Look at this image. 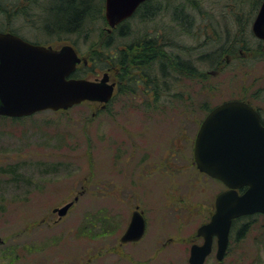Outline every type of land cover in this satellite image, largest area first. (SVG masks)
Masks as SVG:
<instances>
[{
  "label": "rangeland",
  "instance_id": "1",
  "mask_svg": "<svg viewBox=\"0 0 264 264\" xmlns=\"http://www.w3.org/2000/svg\"><path fill=\"white\" fill-rule=\"evenodd\" d=\"M151 1L127 20L126 34L115 29L117 46L159 30L176 41L178 50L202 49L204 37L194 36L206 21L201 10L189 34L174 14L181 0ZM151 9L157 12L144 15ZM14 28L26 39L54 47L71 43L81 54L90 48L88 41L98 39V32L50 37L19 20ZM250 39L258 59L249 57L247 73L234 67L200 81L186 74L177 85L180 97L192 95L197 106L243 95L264 103V40L254 34ZM238 61L234 58L232 65ZM130 84H120L103 108L85 101L63 111L0 115V264H189L192 243H202L197 228L210 219L217 194L226 188L194 162V141L206 112L195 105L187 112L188 103L180 101L147 104L142 89L131 90ZM76 196L60 218L54 208ZM138 205L147 221L145 234L122 242ZM216 248L214 241L205 264H264V215L235 222L225 262L217 260Z\"/></svg>",
  "mask_w": 264,
  "mask_h": 264
},
{
  "label": "water",
  "instance_id": "2",
  "mask_svg": "<svg viewBox=\"0 0 264 264\" xmlns=\"http://www.w3.org/2000/svg\"><path fill=\"white\" fill-rule=\"evenodd\" d=\"M147 0H105L108 30L131 17ZM253 33L264 39V0L252 23ZM87 59L74 45L60 47L35 43L11 31H0V115L23 117L43 110H65L83 101L108 102L114 83L108 73L101 79L72 77ZM198 169L221 180L226 189L215 200L209 221L197 228L203 243H193L189 263L204 264L217 239L216 257L224 258L233 220L264 213V124L247 101L230 99L214 106L202 120L194 141ZM246 187L243 192L239 189ZM75 200L54 208L66 215ZM146 230V220L135 211L122 241H136ZM67 264V263H58Z\"/></svg>",
  "mask_w": 264,
  "mask_h": 264
},
{
  "label": "trees",
  "instance_id": "3",
  "mask_svg": "<svg viewBox=\"0 0 264 264\" xmlns=\"http://www.w3.org/2000/svg\"><path fill=\"white\" fill-rule=\"evenodd\" d=\"M262 1L181 0L177 8L175 7L174 14L179 26L181 25L186 33L193 34L192 29L199 19L200 10L206 15L203 28L201 27L199 31L194 29V36L197 40L201 37L205 39L201 44L204 50L199 49V46H186L179 49L177 58L166 49L162 50L160 55L157 54L158 50L154 46L155 43L150 40L144 42L142 35H140L138 39L128 45V49L120 48L117 55L120 75L127 77L130 73H134V69L129 66L126 57L131 58L133 63H141L142 60L143 62L151 61L148 68L154 70L155 59L160 56L164 70L169 72L173 67V70H177L179 73V81L186 74L200 81L201 78L207 77L206 71L202 70L203 63H207L204 69L215 67L217 65L213 63L215 57L220 56V54L238 52L240 47L243 48L244 52L247 51L245 52L247 56L241 59V73H247L252 67L249 59L251 56L250 36L253 35L252 21ZM142 8L143 5L141 11ZM156 12V10L152 11L151 9L147 12V16ZM16 20H19L21 25L28 26L34 33L43 31L46 36L50 37L62 38L64 35H86L91 32H98L96 41L87 42L90 47L88 51L85 54H81L79 51L89 62L88 64L82 62L72 74L74 77H88L96 73L98 68L106 69L109 65L108 60L111 52L114 47H117L114 39L117 37L116 31L119 30L121 35L126 34L125 30L127 31V21L119 24L117 30H115L116 28L112 32L107 30L108 23L105 18L104 0H0V30L21 35L20 30L14 28ZM106 24L107 26H105ZM33 42L45 44L43 40H34ZM212 43L214 46L209 49L208 44ZM234 75L236 76L235 73ZM130 83H132L129 86L131 90H136L139 87L132 81ZM123 88L122 85L121 89L123 90ZM207 88L204 85L201 87L202 94L208 91ZM214 88V86H210V89L214 90ZM124 89L126 90V88ZM168 91L170 92V89ZM178 98L182 100L181 103L189 100L190 104L184 109L185 111L189 112L190 105H195L196 109L197 105L193 103L194 97L192 95L189 98H181L178 92ZM241 98L245 99L246 97L243 95ZM197 107L206 113L212 108L207 100L199 103ZM195 109H193L194 112H196Z\"/></svg>",
  "mask_w": 264,
  "mask_h": 264
},
{
  "label": "flooded vegetation",
  "instance_id": "4",
  "mask_svg": "<svg viewBox=\"0 0 264 264\" xmlns=\"http://www.w3.org/2000/svg\"><path fill=\"white\" fill-rule=\"evenodd\" d=\"M148 2L146 1V2H144V4H142L143 5L142 10L145 8L144 5H146ZM146 14L147 13H144V15H146ZM117 27L118 26H116L115 28H117ZM115 28H113L110 32H112ZM142 37H143L142 40L144 42H148L150 40V41L155 43L154 46L158 50L157 54L161 55L162 50L166 49L168 52L173 54L174 57L179 55V50H178L179 47H178V44L176 43V41L173 38L168 39L166 36L162 35V32H160L159 30L158 31L156 30L153 34H151V33L142 34ZM258 39H259V41L264 40V39H260V38H258ZM132 42L125 43L122 45V47L121 46L114 47V49L111 52L110 59L108 60V62H109L108 67L106 68L105 71L100 73L101 75L99 74V71H97L96 73H98V74L94 77V79H100L102 77V75L107 72L108 76H109V82L115 84L114 95L119 90L120 84H122L123 80L126 82L132 81V82L136 83L144 92L146 98L143 99V102H146L147 104L152 103V105H158L161 102H164L165 104H168V105H174V104L178 105L179 101H182L178 98V91H177V85H179V82H180L179 81V73L177 72V70H173L174 69L173 67L169 72H167V70H164L160 56L158 59H155L154 70L153 69L151 70L148 68L151 61L143 62V60H142L141 63H135V62L133 63L132 60H130L131 58L126 57L125 59L127 60L129 66H131L134 69V73H130L127 77H124V76L122 77L120 75V67L117 65V55L119 53L120 48L128 49L129 48L128 45L131 44ZM261 47H262V49H264V43L261 44ZM117 48H118V50H117ZM130 50H132V49H130ZM256 54H258V52L254 51L251 53V56L256 55ZM237 55L239 58L238 64L232 65L233 64L232 61L234 58L237 57ZM244 56L246 57L247 54H245V52L243 51V48H241V47L238 49V52L234 51L231 53H226L224 55L220 54V56L214 58L213 63H215L217 65L215 67H210V69L206 70V73H207L206 78L216 77L219 73H221L222 71H224L226 69H233L234 67L235 68H241V59ZM253 59L254 60L258 59V56L257 55L254 56ZM169 89H170V92L168 91ZM157 93H159V96H157ZM152 96H153V98H152ZM241 99L244 101H247L250 105H252L258 111V113L260 115L261 122H262V124H264V103H262V101H260L256 98H255L256 100L254 99V101H251L247 98H245V99L241 98ZM186 101H188L187 105H189L190 104L189 100H186ZM92 102L98 104V106L100 108H103L109 104V102L108 103H103L100 101H92ZM245 188L246 187L244 186V187L240 188L239 191L243 192L245 190ZM137 210L140 211L144 216L143 210L139 208V205L136 206L135 210L133 211V214ZM133 214H132V216H133ZM257 214L258 215H264L263 212H256L253 214L242 215L240 217H237L234 222H236L238 219H241L243 217L254 216ZM144 218H145V216H144ZM131 219H132V217H131ZM234 222H233V225L231 227L230 240H229V244H228V247L226 249L224 258L221 260L217 259L221 263L226 261L227 255L229 253L230 242H231V239L233 237V230H234V224H235ZM146 224H147V221H146ZM241 229L242 228H240L239 233H241ZM201 238H202V242H203L204 238L203 237H201ZM121 240H122V237H121ZM129 242H131V241H129ZM193 243H196V242H193ZM199 244H201V243H199ZM188 260H189V258H188Z\"/></svg>",
  "mask_w": 264,
  "mask_h": 264
}]
</instances>
